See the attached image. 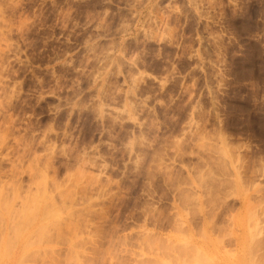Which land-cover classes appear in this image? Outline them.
<instances>
[{"label": "rangeland", "instance_id": "rangeland-1", "mask_svg": "<svg viewBox=\"0 0 264 264\" xmlns=\"http://www.w3.org/2000/svg\"><path fill=\"white\" fill-rule=\"evenodd\" d=\"M0 207V264H264V0H0Z\"/></svg>", "mask_w": 264, "mask_h": 264}, {"label": "bare ground", "instance_id": "bare-ground-1", "mask_svg": "<svg viewBox=\"0 0 264 264\" xmlns=\"http://www.w3.org/2000/svg\"><path fill=\"white\" fill-rule=\"evenodd\" d=\"M41 184H42V183H41ZM43 184H44V183H43ZM16 188H17V187H16ZM55 188H57V186H55ZM58 190H59V189H58ZM65 190H66V189H65ZM67 192H68V191H67ZM67 192L65 191L64 193H67ZM39 193H40V192H39ZM67 194H69V193H67ZM35 195H36V194H35ZM38 195L41 196L42 193H41V194H38ZM44 195L47 196V194H44ZM31 196H32V195H31ZM46 196H45V198H46ZM61 196H62V195H61ZM66 196H67V195H66ZM68 197H69V196H68ZM68 197H67V198H68ZM28 198H29V196H28ZM33 198H34V196H32V199H33ZM36 198H37V195H36ZM36 198L33 199L34 202H36V201L38 200V198H37V199H36ZM43 198H44V197H43ZM43 198H41V199H43ZM29 199H30V198H29ZM32 199H31V201H32ZM51 199H52V198H51ZM27 200H28V199H27ZM46 200H47V199H46ZM64 200H65V199H64ZM1 201H2V199H1ZM23 201H24V200H23ZM23 201L21 202V204L23 203ZM25 201H26V200H25ZM28 201H29V200H28ZM38 201H39V200H38ZM50 201H51V200H50ZM7 202L10 203L9 201H7ZM26 202H27V201H26ZM26 202L23 203V204H25V207H29L30 204H31L30 207L34 206V205H33L34 203L32 204V202L29 201L30 203L27 202V204H26ZM48 202H49V201H48ZM42 203H43V202H42ZM53 203H54V202H53ZM53 203H52V204H51L50 202H49V203H46V204L43 203V204H41V205H42L41 208L46 212L47 209H50L49 207H50L51 205H53ZM1 204H2V203H1ZM6 204H7V203H6ZM21 204H20V205H21ZM28 204H29V205H28ZM2 205H3V204H2ZM27 205H28V206H27ZM35 205L37 206L38 203H35ZM43 205H44V207H47V208H43ZM45 205H46V206H45ZM47 205H49V206H47ZM5 206H6V205H5ZM59 206H61V205H59ZM66 206H67V205H66ZM6 207H7V206H6ZM8 207H9V206H8ZM0 208H2V207H0ZM23 208H24V207H23ZM23 208H22V209H23ZM34 208H38V207H35V206H34ZM52 208H55V207H52ZM7 209H8V208H7ZM11 209H12V207H11ZM17 209H18V208H17ZM29 209H30V210H29ZM29 209H26V208H25L24 210H26L27 213L29 214V213L31 212V209H32V208H29ZM42 209H41V211H42ZM36 210H37V209H36ZM6 211H7V210H6ZM9 211H11V210H9ZM9 211H8V213H9ZM28 211H30V212H28ZM44 211H42V212L44 213ZM13 212H14V210H13ZM13 212H12V213H13ZM15 212H16V211H15ZM18 212H19V211H18ZM18 212H16L15 214L17 215ZM21 212H22V210H21L19 213H21ZM23 212H25V211H23ZM34 212H36V211H35V210L32 211V213H34ZM42 212H40V214H43ZM0 213H1V212H0ZM5 213H6V212H5ZM32 213H31V214H32ZM6 214H7V213H6ZM25 214H26V213H25ZM35 214H36V213H35ZM50 214H53V213H50ZM1 215H2V214H1ZM9 215H10V214H9ZM11 215H12V214H11ZM16 215H12V216H16ZM20 216H21V214H20ZM20 216L18 215V217H20ZM22 216L24 217V214H23V213H22ZM27 216H30V214L27 215ZM40 216H41V215H40ZM49 216H50V215H49ZM0 217H1V216H0ZM2 217H3V216H2ZM25 217H26V216H25ZM16 218H17V217H16ZM20 218H21V217H20ZM42 218H43V217H42ZM42 218H40V219H42ZM44 218H45V217H44ZM2 219H3V218H2ZM2 219H1V220H2ZM28 219H29V220L32 219L31 221L33 222V219H35V216H33V218H31V219H30V217H29V218H27V220H25V219L22 218L23 223H24L25 221H26V223H27V222H28V223L31 222V221H29ZM38 219H39V218H38ZM45 219H46V218H45ZM56 219H57V218H56ZM56 219H55V220H56ZM58 219H59V218H58ZM58 219H57V220H58ZM18 220H19V223H20V219H18ZM24 220H25V221H24ZM42 220H44V219H42ZM57 220H56V221H57ZM63 220H64V219H63ZM7 221H8V220H7ZM52 221H53V220H52ZM52 221L47 222V223H52ZM56 221H55V222H56ZM65 221H66V220H65ZM65 221H64V223H65ZM17 222H18V221H17ZM32 222H31V223H32ZM40 222H41V220H40ZM55 222H54V223H55ZM61 222H62V220H61ZM8 223H9V221H8ZM12 223H14V222H11V224H12ZM26 223H24V225H23V229H24V226H25ZM28 223H27V224H28ZM37 223H38V225H36V228H37V229L33 228V229L30 230L27 234L25 233L26 236H27L28 234L30 235V233L33 235L32 232H34V231H33L34 229H35V230H38V231H41V228H44L43 225H40V223H39L38 221H37ZM69 223H70V222H68V224H69ZM2 224H3V223H2ZM9 224H10V223H9ZM9 224H7V225H9ZM65 224H67V223H65ZM65 224H63V225H65ZM29 225H30V224H29ZM11 226H12V225H11ZM14 226H15V225H14ZM14 226H13V227H14ZM18 226H19V224H18V225L16 224V228H17ZM65 226H66V225H65ZM65 226H64V227H65ZM8 227H9V226H8ZM32 227H33V226L30 225L28 229H30V228H32ZM49 227H52V224H50ZM55 227H56V226H55ZM55 227H54V228H55ZM59 227H60V226H58L57 229L55 228V230H58ZM16 228H15V229H16ZM52 228H53V227H52ZM67 228H68V226H67ZM15 229H14V230H15ZM73 229H74V228H73ZM73 229H72V230H73ZM43 230H44V229H43ZM43 230H42L41 232H37V231H36L37 234L34 232L35 236L38 235V233H42ZM45 230H46V229H45ZM18 231H19V230H18ZM27 231H28V230H27ZM31 231H32V232H31ZM48 231H49V230H48ZM51 231H52V229L50 230V232H51ZM58 231H60V228H59ZM70 231H71V230H70ZM14 232H15V231H14ZM54 232H55V231H54ZM1 233H2V231H1ZM15 233H16V232H15ZM18 233H19V232H18ZM18 233H17V235H18ZM25 234H22V235L24 236ZM42 234H43V233H42ZM42 234H41V236H42ZM45 234H47V232H45ZM54 234H55V233H54ZM22 235L20 236V239H25V238L27 239L26 236H25V238H23ZM47 235H48V234H47ZM47 235H46V236H47ZM60 235H61V233H60ZM60 235H59V236H60ZM39 236H40V234H39L37 237H39ZM41 236H40V237H41ZM62 236H63V235H62ZM12 237L14 238V235H13ZM40 237H39V238H40ZM53 237H54V236H53ZM42 238H43V237H42ZM45 238H46V237H45ZM40 239H41V238H40ZM54 239H55V238H54ZM8 240H10V239L8 238ZM41 240H42V239H41ZM11 241H12V240H11ZM13 241H14V240H13ZM26 241H27V240H26ZM24 244H25V243H24ZM16 254H17V255H20L21 253L16 252ZM1 255H2V254H1ZM21 258H22V257H21ZM20 261H21V260H20ZM198 263H199V262H198Z\"/></svg>", "mask_w": 264, "mask_h": 264}]
</instances>
